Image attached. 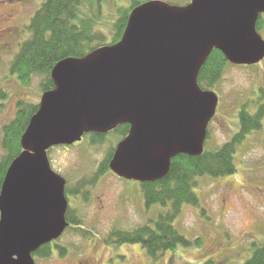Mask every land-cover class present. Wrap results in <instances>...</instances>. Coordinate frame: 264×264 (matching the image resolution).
Segmentation results:
<instances>
[{
  "label": "water",
  "instance_id": "water-1",
  "mask_svg": "<svg viewBox=\"0 0 264 264\" xmlns=\"http://www.w3.org/2000/svg\"><path fill=\"white\" fill-rule=\"evenodd\" d=\"M262 14L264 0H153L133 9L116 44L60 61L2 184L0 264H36L34 253L70 226L52 147L130 124L109 166L138 182L165 177L180 154L202 155L219 98L200 87V71L216 49L235 65L262 61Z\"/></svg>",
  "mask_w": 264,
  "mask_h": 264
},
{
  "label": "rangeland",
  "instance_id": "rangeland-1",
  "mask_svg": "<svg viewBox=\"0 0 264 264\" xmlns=\"http://www.w3.org/2000/svg\"><path fill=\"white\" fill-rule=\"evenodd\" d=\"M133 0H103L99 6L86 3L85 15L97 20L96 29L112 42L111 24L118 9ZM149 1V0H138ZM153 1V0H151ZM185 6L191 0H155ZM43 0H0V162L6 155L2 140L4 126L17 115L21 100L40 104L44 91L41 78L28 85L11 74L10 66L22 42L28 39L26 26ZM99 17V18H98ZM264 19V15H263ZM264 38V27L260 31ZM264 90V59L254 65H228L220 82L213 88L219 102L209 125L205 150H216L239 132L240 111L244 105L254 113ZM264 92V91H263ZM264 102V100L262 101ZM121 137L110 133L103 144H95L91 133L73 146H57L50 151L53 169L64 176L68 189L79 191L69 196L72 211L81 216L85 232L68 228L57 240L68 247L61 256L57 250L48 258L34 255L36 264H150L151 259L140 244L117 246L109 243L114 230H133L156 221L164 209L147 208L141 183L117 176L111 170L90 182L109 149ZM236 172L220 178H199L196 193L200 205H184L174 225L190 246L169 251L159 264H243L255 246L264 244V123L261 130L237 143Z\"/></svg>",
  "mask_w": 264,
  "mask_h": 264
},
{
  "label": "trees",
  "instance_id": "trees-1",
  "mask_svg": "<svg viewBox=\"0 0 264 264\" xmlns=\"http://www.w3.org/2000/svg\"><path fill=\"white\" fill-rule=\"evenodd\" d=\"M103 0H43L41 7L31 17L26 26L28 39L22 42L11 63V74L15 75L26 85L35 77L41 78V88L44 92L56 87L52 78L54 67L62 60L70 57H83L88 53L119 42L128 25L133 9L148 2L133 0L129 7L118 9V17L111 24L112 42L107 44V35L101 29H96L97 20L88 16L82 17V7L89 3L99 6ZM99 18V17H98ZM264 27L261 15L257 23L260 32ZM230 65L225 55L214 50L203 65L198 82L201 88L213 90L223 77L226 67ZM264 90L261 89L262 98ZM262 99L256 106L254 113L243 106L240 111V128L235 137L216 150H205L200 156L180 154L171 163L169 173L155 181L141 182V187L147 208L160 205L164 209L156 221L140 225L133 230H114L110 233L109 243L121 246L124 244H140L151 259L150 264H159V261L169 251H175L179 246H190L191 241L177 230L175 220L182 212L184 205H200V198L196 193L199 178L210 176L220 178L234 174L235 152L237 143L244 141L250 133L261 130L264 123V102ZM40 104L21 100L18 103L16 117L4 126L2 140L6 155L0 162V191L7 169L12 161L22 152L21 140L32 116L39 110ZM130 124L119 125L109 133H91L95 144H103L110 133L118 134L121 139L130 131ZM116 147V146H115ZM115 147L109 149L106 157L100 163L95 177L90 181H80L81 186L91 185L110 170L109 163L114 155ZM78 189H68L72 195ZM70 207L67 212L69 228L85 232L82 228L83 220L74 214ZM57 250L61 256L68 252V247L60 245L57 241L46 244L35 252V256L48 258ZM211 264V262L207 263ZM243 264H264V244L255 246L252 255Z\"/></svg>",
  "mask_w": 264,
  "mask_h": 264
}]
</instances>
